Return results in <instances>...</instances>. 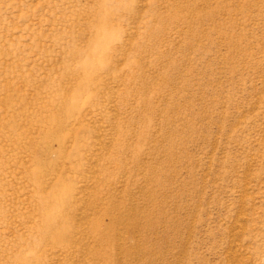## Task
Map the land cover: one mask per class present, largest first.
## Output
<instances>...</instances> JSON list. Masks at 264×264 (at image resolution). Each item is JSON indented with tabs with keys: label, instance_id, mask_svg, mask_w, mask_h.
I'll list each match as a JSON object with an SVG mask.
<instances>
[{
	"label": "rangeland",
	"instance_id": "1",
	"mask_svg": "<svg viewBox=\"0 0 264 264\" xmlns=\"http://www.w3.org/2000/svg\"><path fill=\"white\" fill-rule=\"evenodd\" d=\"M72 118L58 242L22 176ZM0 264H264V0H0Z\"/></svg>",
	"mask_w": 264,
	"mask_h": 264
},
{
	"label": "bare ground",
	"instance_id": "2",
	"mask_svg": "<svg viewBox=\"0 0 264 264\" xmlns=\"http://www.w3.org/2000/svg\"><path fill=\"white\" fill-rule=\"evenodd\" d=\"M86 128L87 125L83 124L81 120H79L78 118H74L73 120H65L63 123H61V125L56 127L55 133L51 131L52 129H48L49 132H45L44 136L42 137V140L44 141L43 143L45 145L44 155L47 156L54 155L55 158L53 160H50L49 157L46 158L45 160L33 159L32 161L33 163L35 162L36 164L42 165L43 167L42 170L38 168L37 169L31 168L30 170L28 166H24L23 168V172L24 171L26 172V177L22 176V178H27L28 185L29 183L33 185V188L31 189L30 192L31 194L29 192L28 193L30 194V196H34L32 197L34 202L38 203L37 205H39L38 207L43 210L44 215L48 214L51 210H53L52 214H55L57 212V216H55V218L57 219V221H60V223L63 222L66 228L65 233L57 236L58 239L56 240L58 242L65 240L70 242L74 236L72 233L73 232L72 222H70L69 220L70 219L69 213L72 210L76 209L75 195L76 194L78 195L80 193L81 195H84V190L81 187L85 182L86 177H83V173L81 172L82 170L81 164L83 159L87 158V155H89V153H87L89 151H87V146L85 145V136L83 134V131H85ZM53 143H55V146L53 145ZM30 154H31V158H33L34 156L32 155V151H30ZM65 173L68 174L64 176ZM70 174H73L76 177L77 182L75 183H80V184L78 185L74 184L75 186L73 185L72 187L70 186L71 184H69V186H67L68 188L59 186L58 184H63V182L66 181H70L71 183V179L70 180L68 179ZM25 183L27 182L25 181ZM99 223H100L99 220H95L93 224H95L94 226L96 225L99 226ZM97 228L95 230H97L98 233V230L101 227H99L98 229ZM80 231L82 230L80 229ZM100 232L104 233L103 230Z\"/></svg>",
	"mask_w": 264,
	"mask_h": 264
}]
</instances>
